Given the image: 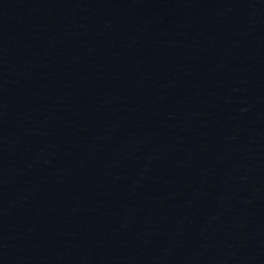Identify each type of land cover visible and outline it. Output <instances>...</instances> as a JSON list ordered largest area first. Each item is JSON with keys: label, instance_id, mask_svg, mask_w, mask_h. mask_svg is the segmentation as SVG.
<instances>
[{"label": "water", "instance_id": "95a60500", "mask_svg": "<svg viewBox=\"0 0 264 264\" xmlns=\"http://www.w3.org/2000/svg\"><path fill=\"white\" fill-rule=\"evenodd\" d=\"M0 264H264V0H0Z\"/></svg>", "mask_w": 264, "mask_h": 264}]
</instances>
